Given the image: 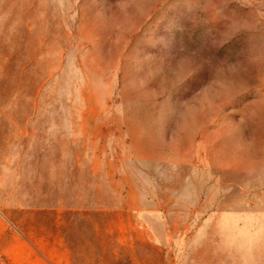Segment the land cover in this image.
Returning a JSON list of instances; mask_svg holds the SVG:
<instances>
[{"label":"rangeland","instance_id":"obj_1","mask_svg":"<svg viewBox=\"0 0 264 264\" xmlns=\"http://www.w3.org/2000/svg\"><path fill=\"white\" fill-rule=\"evenodd\" d=\"M0 264H264V0H0Z\"/></svg>","mask_w":264,"mask_h":264}]
</instances>
